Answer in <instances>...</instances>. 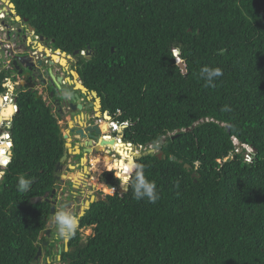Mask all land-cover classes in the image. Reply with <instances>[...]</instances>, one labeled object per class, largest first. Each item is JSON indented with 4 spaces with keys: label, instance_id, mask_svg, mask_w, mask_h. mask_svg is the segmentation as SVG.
<instances>
[{
    "label": "trees",
    "instance_id": "16d2710c",
    "mask_svg": "<svg viewBox=\"0 0 264 264\" xmlns=\"http://www.w3.org/2000/svg\"><path fill=\"white\" fill-rule=\"evenodd\" d=\"M9 1L56 50L92 53L80 56L84 85L130 124L117 127L128 148L158 152L137 159L130 180L143 166L160 199L138 201L130 186L121 191V174L104 173L116 191L80 220L92 234L76 232L66 264H264V0ZM204 66L223 70L214 86ZM12 73L0 65V96ZM17 104L10 160L0 141V264L34 262L51 212L44 198L67 153L35 92H19ZM112 161L94 164L96 176L120 173ZM20 177L32 181L27 192Z\"/></svg>",
    "mask_w": 264,
    "mask_h": 264
},
{
    "label": "flooded vegetation",
    "instance_id": "af4514ba",
    "mask_svg": "<svg viewBox=\"0 0 264 264\" xmlns=\"http://www.w3.org/2000/svg\"><path fill=\"white\" fill-rule=\"evenodd\" d=\"M8 7L3 3L2 0H0V11H5V9L7 8V12L2 13L5 18L4 22L8 26H10V30H7V28L5 27V29L1 31V34L6 36V42L10 41L12 43L11 44L9 42L11 46L10 48L11 53L9 54L7 53L8 58L13 63V60L16 56L23 54L27 56L29 55L30 62L34 63L37 66V69L38 67H41L39 72L36 71V68L34 69L33 71L34 73L32 74L33 79L30 81L29 80L30 77L27 76V72H28L27 70L24 72V74L20 75L19 72L17 71L18 69L11 67L12 65L10 66L11 68L9 69H12V71L14 72L13 75H15L17 81L15 83L16 85L13 91L8 92V96H9L8 102L11 101L13 105L17 104L16 100L18 99L17 95L19 94L17 93V89L19 87L23 91L35 92L37 94V97L43 99L46 107L51 109V113L58 120L62 132L64 129L63 127H65L63 137L64 135H68L70 137L71 145L74 150L76 148V146L74 145L79 144L80 154L75 152L77 154L76 155L72 154L73 158H80L81 156L83 158L85 157V150L91 149V153H88L87 156L93 153L100 154V156L98 155L99 161L96 163L101 162L104 158L113 157V155H111V152H116L117 156L120 157L118 159L113 157V161L110 162L109 166L123 165L124 163H126L130 156L126 153L127 148L121 147L120 145L121 142L119 143V141H117L115 138L111 136L109 137L105 136L106 133H109L110 126L113 124L114 119L108 112L103 111L102 100L99 97V95L98 97L101 100L100 103H98L97 98L92 95V92L95 91L89 90L84 85L81 79V75L79 73V61L81 57L77 56L71 59L66 58L61 53L56 52L57 50L53 46L54 41L52 43L49 41L43 43L44 46L47 49H49L51 54L55 55L54 58H52V55L50 53H46L45 51H43L44 55L42 58L40 54H38L37 57L35 54L40 52L39 48L35 45L34 42H31L32 46H29L27 43L28 37L26 36V34L29 33L30 26L22 21L20 22L21 23L20 26L17 27L18 22L15 19L17 15H14L12 9L8 10ZM8 13L10 15H6ZM7 16H12L14 18V22H11V19L9 20ZM9 22L11 23V25ZM19 29H22V33H19ZM23 39L26 41H24ZM3 40H5V38ZM45 57H47L48 59L45 60ZM40 60H43V62L40 63ZM64 60L67 61V66H63L66 65ZM27 61L29 62V60ZM51 61L55 63V66L53 67L50 66L49 62ZM50 71L53 72L56 78L61 79L59 85L53 83L54 86H52V84L50 83V81L52 80ZM72 71L76 72L79 75V78H75L71 73ZM77 83L84 86L87 90V93L83 92V90L78 88ZM32 87L34 88L32 89ZM11 103L9 102V105ZM79 106H82L81 110L78 108ZM100 121L101 123H99ZM127 127L129 126H126L125 129ZM81 130L84 132L86 138L82 137L79 134L78 131ZM98 131H99V135L97 133ZM114 135H115L114 137L117 138L118 134L114 133ZM101 147L106 148L105 153L101 152L102 150ZM65 148L67 150V154L70 155L68 148L66 147V143H65ZM106 151L110 153L108 154ZM82 158L80 159V164L83 163ZM68 159H70L69 156ZM83 171L85 173V170ZM92 171L93 172L89 171L91 172L90 174L91 176H88L86 173L85 176L90 178L91 177L97 178L93 166H92ZM67 173H69V171H67ZM68 178L70 179V177ZM75 179L77 180L76 177ZM64 184L65 183L62 184L58 182V187L55 190H53L56 191L53 198L51 197L52 194L50 195L47 194V196H45L44 198L46 199V201L48 200L50 204L52 202H56L57 204L56 212L60 211V207L62 206L61 197L67 196V194H71L72 192L71 190L70 191L62 190L61 187ZM78 184L79 182H77V185ZM74 187L75 186H73V188ZM97 187H99L98 184H96V188ZM51 208H52V204H51ZM80 213H81V209L79 214ZM80 220H79V227L77 229V231L79 230V232H81L82 230L80 229ZM49 222H50V216L47 224V229L44 232H42L39 237L40 242H39L38 251L41 250V255L38 260L34 259V262L32 264H66V261H64L65 258L64 255L70 250V242L72 238L67 242L58 239L56 236L55 224L52 222L51 225H49ZM57 256H59V260L56 259Z\"/></svg>",
    "mask_w": 264,
    "mask_h": 264
},
{
    "label": "clouds",
    "instance_id": "9594fccd",
    "mask_svg": "<svg viewBox=\"0 0 264 264\" xmlns=\"http://www.w3.org/2000/svg\"><path fill=\"white\" fill-rule=\"evenodd\" d=\"M0 18L2 20L5 19L4 15H0ZM26 24H28V23H26ZM0 29L2 31L5 28L1 26ZM28 34L31 36L30 38L27 36ZM26 36L28 37L27 38L28 40H30L31 42H34L35 45L39 48L38 43H39V37H41V36H37L36 32L35 33H31L30 31H29V33L26 34ZM24 41H26V40H24ZM3 44L4 43L1 41L2 50H4L5 55H6L5 56V64H4V60H2L0 62V65H2V66L5 65L3 67L4 69L12 71V69H9V68L13 67V65H12V62L10 61V59L7 56V53L8 54L11 53V50L10 49L7 50L6 47L3 48ZM42 45H44V44H42ZM9 46H10V44H9ZM29 46H32V43ZM85 53L86 52H82L81 56L86 57ZM38 54H40V56L42 58L43 55H44L43 50H40V52L36 53L35 55L38 57ZM13 73L11 74V78L8 80V82L5 85V87L8 88L7 92L4 95L0 96V99L3 98L4 102H5L3 106L0 105V114H1V112L4 109L10 107L9 102H8L9 96H5V95L8 94L9 91H13V89H14V87L16 85L15 83H16L17 79H16L15 75H13ZM222 75H223V70L220 67L204 66L200 70V77L206 81L207 85L214 86L213 85L214 79L218 78V77H220ZM21 91H23V90L17 89V93H19ZM25 92H27V91H25ZM18 95H17V97H18ZM41 100H43V99H41ZM16 103H18V99L16 100ZM14 110H15V112H14L13 116L8 121L0 122V125H1V132H0L1 143H3V140H6V138H8L10 140L9 135L5 132V129L6 128H10V125H11V122L13 120V117L19 112L20 109L18 107V104L14 105ZM224 110L225 111H229L230 109L228 108V106H225ZM113 124L117 125V127L124 128L123 131L125 130L126 126H124V124L120 125V124H118L115 121L113 122ZM127 126H130V124H128ZM114 133L118 134V129L117 128L114 129V127L111 125L110 129H109V133H106L105 136H108V137L111 136V137H113L115 139H118L119 136L117 135V138L114 137L115 136ZM121 140L124 141V137H121ZM4 143L10 145L8 152H11V148L13 146L12 141L10 140V141L4 142ZM66 144H67V142H66ZM2 145H4V144H1V146ZM128 145H132L135 148L134 149V153H135L134 155H136L138 153H144L146 151L154 149V148H152V146H150L149 148H143V147L134 146L133 144H128ZM74 152H75V150H74ZM252 152H253V150L248 149V154L252 153ZM134 160L136 161L135 156H134V159H133V162L135 163ZM132 169L135 170V176L131 180L129 179V176H120L119 175L120 179H121V191H128V186H130L131 189H132V192H133V198L134 199H136L138 201L146 199L147 202H149V203H156L157 200L160 199V194L157 191L156 183L154 181H151V180H149V179H147L145 177L144 172H143V166H141V165H133ZM58 174L59 173H57V175ZM120 174H121V172H120ZM59 176H61V175H59ZM3 177H4V173L0 172V181L3 180ZM31 184H32L31 180L26 179L24 177H20L17 187H18V190L20 192H27L30 189ZM112 190L116 191L115 189H112ZM79 220H80V217L78 215H76V214H72V213H70L68 211H65V210L57 211L54 214V216H53V223L55 224V227H56V236H57V238L60 239V240L65 241V242H67L68 240L73 238L76 235L77 229L79 227ZM56 259L59 260V256H57Z\"/></svg>",
    "mask_w": 264,
    "mask_h": 264
},
{
    "label": "water",
    "instance_id": "95a60500",
    "mask_svg": "<svg viewBox=\"0 0 264 264\" xmlns=\"http://www.w3.org/2000/svg\"><path fill=\"white\" fill-rule=\"evenodd\" d=\"M3 1V3L6 5V6H9L12 10H13V13H14V15H17V11H16V7H15V5L13 4V3H11L9 0H2ZM4 12H7V8L5 9V11H0V14L1 13H4ZM6 15H10L9 13L8 14H6ZM16 21L18 22L17 23V27L18 26H20V22H25V23H28V20L27 19H22L20 16H16ZM0 24H1V26H3L4 28L6 27L7 28V30H10V26H8L5 22H4V20H2L1 18H0ZM30 32L31 33H35L36 31H35V29L34 28H32V27H30ZM19 33H22V29H19ZM33 40V39H32ZM45 42H47V39H45L44 37H39V43H38V46H39V50H43V51H45L46 53H50L51 54V52L49 51V49H47L46 47H44V45H42L43 43H45ZM114 51V49H112V52ZM27 52V51H26ZM56 52H59V53H61L62 55H64L66 58H68V59H71V58H73V57H77V56H81V53H80V51H76V52H74L73 53V55H68L67 53H64V52H62L61 50H57ZM24 53V52H23ZM52 55V54H51ZM85 56H86V58L89 60L90 58H91V56H92V53L91 52H86L85 53ZM55 57V55L53 54L52 55V58H54ZM48 58L47 57H45V60H47ZM27 60H29V62L27 61ZM65 61V63H66V65H63V66H67V61L66 60H64ZM43 62V60H40V63H42ZM39 63V64H40ZM49 64H50V66L51 67H53V66H55V63L54 62H49ZM12 65H13V67L14 68H16V69H18L17 71L19 72V74L20 75H22V74H24V72L27 70L28 72H27V76L28 77H30V81L33 79L32 78V74L34 73L33 71H34V69L36 68V71H40V68L41 67H38V69H37V66L34 64V63H31L30 62V57H29V55L27 56V55H19V56H16L15 58H14V60H13V63H12ZM72 73V75L75 77V78H79V75L76 73V72H74V71H72L71 72ZM50 75H51V78H52V80L50 81V83L52 84V86H54V84L56 83V85L58 84L59 85V83L61 82V79H58V78H56V76L53 74V72L52 71H50ZM25 79V78H24ZM54 83V84H53ZM77 86L79 87H81L80 89L81 90H83V92H85V93H87V90H86V88L84 87V86H82L81 84H79V83H77ZM34 87H32V89H33ZM19 90L21 89L20 87L18 88ZM92 95L94 96V97H96L97 98V102L98 103H100L101 102V100L99 99V97H98V94L96 93V92H92ZM38 99H40L41 100V98L40 97H38ZM4 99L3 98H1L0 99V105L1 106H3L4 105ZM10 107H12V106H10ZM80 110L82 109V106H79L78 107ZM6 109H8V108H6ZM4 113V110L1 112V114H0V122H1V115ZM107 116V115H106ZM109 118V117H108ZM9 119H5L4 121H8ZM124 129V128H123ZM79 132V134L82 136V137H84V138H86V136H85V134H84V132L81 130V131H78ZM98 133V135H99V131L97 132ZM118 136L119 137H124L123 136V131H118ZM64 139L67 141V144H66V147L68 148V151H69V153H71V151H73L72 149H73V147H72V145L71 144H69L70 143V141H71V139H70V137L68 136V135H64ZM239 147L241 148L242 147V145L241 144H239ZM75 150H77L78 151V154H80V150H79V148H75ZM88 153H91V149H86L85 150V157H83L82 158V162H87L88 160H87V158H86V156H87V154ZM73 154L74 155H76V153L75 152H73ZM150 154H156V150L155 149H151V150H149V151H146V152H144V153H138V154H136L135 155V159L137 160V159H140V158H142L143 156H147V155H150ZM11 155H12V152H7V157H8V160H10L11 159ZM68 154L66 153L64 156H63V158L61 159V161H60V163L58 164V166H57V169H56V173H59L60 171H62L63 170V168H64V164H65V162L68 160ZM162 156H163V154L162 153H159L158 154V157L159 158H162ZM229 160H231V159H229ZM135 161V160H134ZM71 170H73V166H70L69 167ZM84 170H85V173L88 175V176H90V172H89V170H88V168L87 167H85L84 168ZM127 176H129V179L131 178V176H130V173H128V175ZM68 177L66 176V175H61V176H59V175H57L56 176V178H55V181H57V182H60V183H64V180H66ZM55 193H56V191H53V193H52V198L54 197V195H55ZM43 200V199H42ZM48 201V200H47ZM96 201V197L95 196H92L91 198H90V200L89 201H86L85 203H84V205H83V207L81 208V213L79 214V217H80V219H82L85 215H86V212L88 211V210H90V208H91V205L94 203ZM49 202V201H48ZM52 204V208H51V212H50V222H49V225H51V223L53 222L52 221V219H53V216H54V214H55V212H56V202H52L51 203ZM40 255H41V250H39L38 251V254H37V256L35 257V260H38L39 259V257H40Z\"/></svg>",
    "mask_w": 264,
    "mask_h": 264
},
{
    "label": "rangeland",
    "instance_id": "374dc122",
    "mask_svg": "<svg viewBox=\"0 0 264 264\" xmlns=\"http://www.w3.org/2000/svg\"><path fill=\"white\" fill-rule=\"evenodd\" d=\"M8 10H11V8L8 7ZM1 15H3V14L1 13ZM7 17L9 18V20L11 19V22H14V18L12 16H7ZM10 25H11V23H10ZM21 28H22V26H21ZM27 36L29 38L31 37L29 34ZM4 38H5V40H3ZM1 40L4 43L3 48L9 46V44L11 43L8 39L7 40L10 43L6 42V36L1 34V29H0V62L2 60H4V62H5V56L6 55H5L4 50H2ZM30 43H31V41H30ZM9 47H11V46H9ZM9 95H11V94H9ZM5 96H8V94H6ZM9 102L11 103V101H9ZM99 123H101V121ZM63 128L65 129V127H63ZM64 129H63V133H64ZM0 141H1V139H0ZM8 141H10V140L8 138H6V140H3V143H1V144H5L4 142H8ZM69 144H71V141ZM74 146H76V149L79 148V144H76ZM73 152H74V150L71 151V153L69 155L70 159H68L65 162V167L58 174V175H66V176L70 177V179L68 178V180L67 179L64 180L65 184L61 187V189L65 190V191L66 190L72 191L71 194H67V196L61 197L62 206L60 207V210H65V211H68L72 214L78 215L81 207L84 205V203L86 201H89L92 196H95L97 199H100V198H104L105 196L114 194L115 191L112 190V188H110L109 186H107L101 182V180H100L101 176L104 173H110V172H114L116 175H120V173L118 170H114V169L113 170H104L99 174V176H97V178H94L96 180H94L92 177L91 178L87 177V176H85V173L83 171L84 168L88 167L89 171L93 172L92 166H93V164H95L96 162L99 161L98 157L100 156V154L99 153H93L89 156H86V158L88 160L87 163L83 162L80 164V159L82 158V156L80 158H73V156H72ZM75 152L78 153L77 150H75ZM156 153H158V152H156ZM111 155H113V157H115L117 159L120 157V156H117L116 152H114V153L111 152ZM70 166L74 167L73 170H71V169L69 170ZM67 171H69V173H67ZM75 177L80 180L78 185H77ZM96 183H100L101 186L96 188ZM72 184H73V186H75L74 188H73ZM81 234H83V237L85 240V238L89 237L92 234V229L84 228L81 230Z\"/></svg>",
    "mask_w": 264,
    "mask_h": 264
},
{
    "label": "bare ground",
    "instance_id": "6f19581e",
    "mask_svg": "<svg viewBox=\"0 0 264 264\" xmlns=\"http://www.w3.org/2000/svg\"><path fill=\"white\" fill-rule=\"evenodd\" d=\"M40 51V50H39ZM78 88H81L80 86L78 87ZM13 103H11L10 104V106L12 105ZM15 110H14V106L13 107H9L8 109H4V113L2 114V117L4 118V119H10V117H11V115H12V113L14 112ZM117 141H119V143L121 142V147H126L127 148V154L128 155H130L129 156V159H128V161L126 162V163H124L123 165H110V167L111 166H120V167H122L121 168V176H127V174L128 173H130V169H131V165L133 164V159H134V147L133 148H128L127 146H126V144L121 140V137H119L118 139H116ZM102 148V150H101V152L102 153H105V149L106 148H104V147H101ZM99 150V149H98ZM108 154L110 153V152H108V151H106ZM2 153L6 156V158H7V160H8V157H7V152H6V150L4 149L3 151H2ZM113 158V157H112ZM87 163V162H86ZM91 173V172H90ZM93 179L95 178V177H92ZM94 180H96V179H94ZM77 182H80V180L77 178V180H76ZM96 184H98V185H100L101 186V184L100 183H96Z\"/></svg>",
    "mask_w": 264,
    "mask_h": 264
},
{
    "label": "built area",
    "instance_id": "2783aa9c",
    "mask_svg": "<svg viewBox=\"0 0 264 264\" xmlns=\"http://www.w3.org/2000/svg\"><path fill=\"white\" fill-rule=\"evenodd\" d=\"M10 48H11V47H9V46L6 47L7 50L10 49ZM127 125H128V123H125V124H124V126H127ZM112 126L114 127V129L117 128V125H115V124H112Z\"/></svg>",
    "mask_w": 264,
    "mask_h": 264
},
{
    "label": "snow or ice",
    "instance_id": "6c2138e0",
    "mask_svg": "<svg viewBox=\"0 0 264 264\" xmlns=\"http://www.w3.org/2000/svg\"><path fill=\"white\" fill-rule=\"evenodd\" d=\"M174 55L179 56V52H175Z\"/></svg>",
    "mask_w": 264,
    "mask_h": 264
},
{
    "label": "crops",
    "instance_id": "0c3cea01",
    "mask_svg": "<svg viewBox=\"0 0 264 264\" xmlns=\"http://www.w3.org/2000/svg\"><path fill=\"white\" fill-rule=\"evenodd\" d=\"M27 43H28V45H31V43H30V40H28V42H27Z\"/></svg>",
    "mask_w": 264,
    "mask_h": 264
}]
</instances>
